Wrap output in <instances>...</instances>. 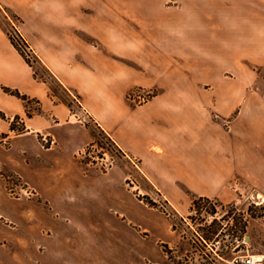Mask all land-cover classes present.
I'll use <instances>...</instances> for the list:
<instances>
[{
    "label": "crops",
    "instance_id": "1",
    "mask_svg": "<svg viewBox=\"0 0 264 264\" xmlns=\"http://www.w3.org/2000/svg\"><path fill=\"white\" fill-rule=\"evenodd\" d=\"M88 121L150 188L83 166ZM152 188L182 216L264 196V0H0V264H161L184 237Z\"/></svg>",
    "mask_w": 264,
    "mask_h": 264
},
{
    "label": "rangeland",
    "instance_id": "2",
    "mask_svg": "<svg viewBox=\"0 0 264 264\" xmlns=\"http://www.w3.org/2000/svg\"><path fill=\"white\" fill-rule=\"evenodd\" d=\"M37 58L32 63L35 65L37 74L51 80L50 73L40 64H36ZM53 87L60 93L55 83ZM152 94L155 93L152 91ZM131 103L134 104V102ZM134 105L140 104L135 103ZM88 124L95 135V141L80 159L83 166L90 172H101L106 171L113 164H121L128 168L131 179L138 186L150 188L139 168L129 165L107 134L101 131L93 122L88 121ZM9 176H11L9 178V188H14L15 192L20 191L19 186L23 184L21 180L14 175ZM129 183L131 186H135L130 180ZM140 199L154 207L163 203L169 205L168 201L154 189L150 195L143 196L141 194ZM261 201L262 197L258 199L255 194L241 197L231 204H223L210 199L209 201H203L196 208H191L190 213L184 214V216L179 215L170 208L175 226L179 228V232L184 239L175 248L174 253H171L169 247L163 245V251L169 256L161 264H210L211 261L208 257L213 255V250L221 257L219 264H227V261L235 256L246 254L264 255V223L261 220V217L264 216V201L261 204L255 203ZM209 216L213 217L209 218ZM198 234L204 238L207 235L210 238L206 239L208 242L209 240L211 242L219 241V244L216 246L212 244L206 250L205 246L197 240Z\"/></svg>",
    "mask_w": 264,
    "mask_h": 264
},
{
    "label": "built area",
    "instance_id": "3",
    "mask_svg": "<svg viewBox=\"0 0 264 264\" xmlns=\"http://www.w3.org/2000/svg\"><path fill=\"white\" fill-rule=\"evenodd\" d=\"M5 15L10 22L9 34H10V37H11L13 43L17 46V48L21 51V53L25 56V58L29 62L33 63L35 61V59L37 58V54L28 45V43L26 42V40L22 36L21 31L19 29V25H18V22H19L18 19L15 17H10L6 13H5ZM152 96H153L152 91L146 90L144 88H138L130 94L129 99L131 102H134V104L135 103L141 104V103H145V102L149 101V99ZM45 142L51 143V141L49 139H45ZM132 162L138 168L137 162L134 160H132ZM19 187H20V193H23V194L28 195V196L32 195L31 191L27 187H25L23 184L20 185ZM10 191L12 194H17V192H15L14 188H10ZM257 198L259 199L260 197L257 196ZM263 201H264V199L262 198L261 202H255V203L261 204V203H263ZM159 206L163 210H165V212H167V214H169L170 216H173V213L171 212V209H170L171 207L169 205H167L166 203H163V204H160ZM212 217L213 216H209V218H212ZM261 220L264 223V216L261 217ZM197 240L205 246L206 250L208 248H210L212 244H213V246H216L219 244V241L208 242L202 235H199V234H198ZM213 252H214L213 255L208 257L211 261L210 264H219L221 257L216 251L213 250ZM227 264H264V255L246 254L243 256H235L232 259L228 260Z\"/></svg>",
    "mask_w": 264,
    "mask_h": 264
},
{
    "label": "trees",
    "instance_id": "4",
    "mask_svg": "<svg viewBox=\"0 0 264 264\" xmlns=\"http://www.w3.org/2000/svg\"><path fill=\"white\" fill-rule=\"evenodd\" d=\"M12 94H14V95H16V96H18V97H20V98H22V99H24V100H26L27 99V97L26 96H23V95H21L19 92H17V91H10ZM36 102V101H35ZM28 115L30 116L31 115V113H28ZM19 122V118H16L15 119V121L12 123V125H11V128L13 129V130H17L18 132H23L25 129H24V127H19L18 125H17V123ZM108 136V135H107ZM3 137H5V135H3ZM109 137V136H108ZM110 139H111V137H109ZM111 141L115 144V142L111 139ZM115 146L117 147V145L115 144ZM118 148V147H117ZM118 150L121 152V150L118 148ZM5 177H6V179H7V182H8V184L10 183L9 182V178L11 177V176H9V175H5ZM210 199H207V198H197V199H195L194 201H193V204H192V208H196V207H198L199 206V204L200 203H202L203 201H209ZM150 203V202H149ZM153 203V202H152ZM151 204V203H150ZM245 229V228H244ZM205 239H210L207 235H205Z\"/></svg>",
    "mask_w": 264,
    "mask_h": 264
},
{
    "label": "bare ground",
    "instance_id": "5",
    "mask_svg": "<svg viewBox=\"0 0 264 264\" xmlns=\"http://www.w3.org/2000/svg\"><path fill=\"white\" fill-rule=\"evenodd\" d=\"M259 196L263 198V195H259Z\"/></svg>",
    "mask_w": 264,
    "mask_h": 264
}]
</instances>
